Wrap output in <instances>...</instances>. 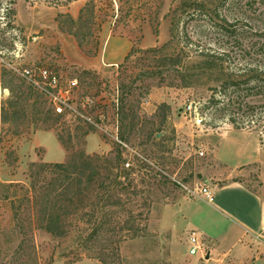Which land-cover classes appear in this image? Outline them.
I'll list each match as a JSON object with an SVG mask.
<instances>
[{
    "label": "rangeland",
    "instance_id": "rangeland-1",
    "mask_svg": "<svg viewBox=\"0 0 264 264\" xmlns=\"http://www.w3.org/2000/svg\"><path fill=\"white\" fill-rule=\"evenodd\" d=\"M191 2L17 1L16 45L0 51V264H102L101 255L109 264H194L208 260L215 246L237 255L241 217L253 232L249 248L261 258L257 264H264L260 206L238 187L212 185L239 181L264 198V121L259 120L264 99L255 89L248 92L256 107L238 111V126L225 110L209 104L211 87L230 75L240 79L237 59L254 50L264 15L256 19L251 13L254 29L242 30L238 21L235 40L210 20L214 0H203L205 6L197 10ZM86 5L83 19L72 26L68 14L78 19ZM109 34L128 37L132 49L117 66H98ZM224 50H233L231 66L217 67L211 55ZM28 66L52 67L65 79L76 78L73 104L92 122L79 120L80 115L57 116L14 71ZM88 97L93 107L83 109L81 101ZM117 128L128 147L115 140ZM80 151L100 158L98 178L108 177L109 167L113 174L119 170V151L130 164H124L128 188L115 190V204L101 207L95 198L96 209L101 207L95 216L85 214L90 205L76 211L63 235L39 228L25 200L16 202L21 204L16 217L11 199L24 191L9 183L29 187L31 171L40 170L34 163L78 162ZM222 154L229 163L219 161ZM236 161L246 163L234 168ZM40 171L41 177L48 175L50 167ZM202 186L214 193L213 204L188 191ZM6 194L11 198H3ZM193 228L202 237L195 255L188 241ZM114 247L121 260L108 257Z\"/></svg>",
    "mask_w": 264,
    "mask_h": 264
},
{
    "label": "trees",
    "instance_id": "trees-1",
    "mask_svg": "<svg viewBox=\"0 0 264 264\" xmlns=\"http://www.w3.org/2000/svg\"><path fill=\"white\" fill-rule=\"evenodd\" d=\"M17 1L0 0V51L3 49H14L16 45L17 11L15 4ZM56 1L59 2L60 0ZM73 1L76 0H65V3L68 4ZM214 1L215 6L209 13L210 20L217 27L228 32L225 34L235 40L238 38L235 34L237 33L240 21V29L244 30L246 27L248 30L254 29V25L251 24L254 17H252L251 13L255 14L256 19L264 15V0ZM191 3V6H194L195 10L205 6L203 0H192ZM88 7L86 5L81 8L78 19L68 14V20L72 26L78 24L83 19ZM236 9L239 11L238 15L234 13ZM64 15L63 13L59 14L60 21H62L61 17ZM260 30L261 33L258 34L257 39L251 44L254 50H244L237 59L242 70L240 79H233L230 75L221 80L220 83H217V85L211 87L212 95L209 99V104L216 108L217 111L225 110L235 126H238L236 114L239 110L253 109L254 111L256 107L248 97L249 91L255 89L254 94L264 99V27ZM232 51L224 50L217 55H211L215 58V66L218 67L220 65L224 67L225 64L231 66ZM261 108L259 113L261 118L259 120L264 121V103ZM54 113L56 112L54 111ZM56 115L62 116L57 113ZM122 138L125 139L123 134ZM77 157L78 162L72 158L67 162L34 163L33 165H38L40 170L50 167V171L48 175H42V177L40 170L31 171L29 187L18 185V183H9L10 187H20L24 191L22 195L13 194L14 197L11 199L16 217L20 215L18 210L21 206V204L15 206L16 202L20 201L23 203L25 200L29 204V207L32 208L34 222L39 228L51 234L63 235L69 230L67 223L76 211L83 212L90 205L91 209L85 211V214L94 217L101 207L115 204L112 203L115 190L120 189V191H125L128 188V183L123 178H127L130 171L124 169L126 160L123 158L122 153L119 151L116 155L115 167H119V170L113 174L111 167H109V175L103 179L97 176L100 168L99 157L87 155L84 151H80ZM3 198L10 199L11 197L9 194H6ZM95 198L98 199V204L102 202L101 207H98V209H96ZM86 200L88 201L86 202ZM89 201H91L90 204L88 203ZM97 229L98 227L93 230L90 238L95 236ZM138 234V230L134 232V236ZM107 254H109L108 257L121 260L118 247H114ZM105 256L106 258L104 255H101L100 260L102 264H109L107 255Z\"/></svg>",
    "mask_w": 264,
    "mask_h": 264
},
{
    "label": "built area",
    "instance_id": "built-area-1",
    "mask_svg": "<svg viewBox=\"0 0 264 264\" xmlns=\"http://www.w3.org/2000/svg\"><path fill=\"white\" fill-rule=\"evenodd\" d=\"M14 71L25 79L35 90L41 93L50 102L57 114L67 115L69 118H76L80 115L81 117L79 119L84 122H92L90 116L82 113V109L79 110V108L73 104L74 92L78 88V80L76 78L65 79L60 71L48 66H28L21 69L15 67ZM93 104L94 100L88 97L83 98L80 105L83 109H87L92 108ZM118 130L119 128L116 129L115 140H117L121 148L128 147V145L118 137ZM200 154L204 155V152L201 151ZM125 166L129 167L130 164L125 162ZM188 191L192 194H197L198 192L209 202H213L214 200V194L208 187L188 188ZM188 241L189 253L191 255L198 254L202 250V240L197 230L193 229L191 231Z\"/></svg>",
    "mask_w": 264,
    "mask_h": 264
},
{
    "label": "crops",
    "instance_id": "crops-1",
    "mask_svg": "<svg viewBox=\"0 0 264 264\" xmlns=\"http://www.w3.org/2000/svg\"><path fill=\"white\" fill-rule=\"evenodd\" d=\"M73 8H76V7H73ZM132 45H133L132 41L124 35L109 34V36L106 38V42H105L103 50L98 54V61H97L98 64H96V65H98V66H117L119 63L123 62L125 60V58L128 56V54L130 53V51L132 49ZM221 156H222L221 159L219 158L220 162L229 163L228 159L223 154ZM57 161H60V160H57ZM244 163H246V162L236 161L234 168H236V167H238ZM212 185H214L215 187H218L220 189H225V188H229V187H231V188L232 187H238V189L240 191H244V193L246 194L247 197L250 196L252 201L256 200L257 204L260 206V214H261L260 226L262 228L263 223H264V198L262 195L259 196L261 194L260 190L258 191L256 189H252V188L248 187L247 185H245L244 183L239 182V181H234V180H231V181L228 180V181H224V182L222 181V183L212 182ZM208 188L210 190V187H208ZM201 197H202L203 201L207 202L208 204H213V202L215 200V195H214L213 202L207 201L203 195ZM242 207H244V206H242ZM223 211L224 210L220 209V212H223ZM225 214L229 217V219L235 218L234 216H232V214L231 215L227 214V213H225ZM240 219H243L242 223L244 225H241L243 227V229H241V232H240L241 236L239 238V241H242V240L243 241H242V245L239 247V252L237 253V255H234V251L232 249H228L225 252H220L217 249V247L215 246L214 247L215 249L213 248L210 250L208 260L204 259V261H201L199 259V261H196V263H194V264H257L258 262H262L261 258L256 257L255 253L249 248V243L252 242V240H253V232H251L248 229L249 224H248V221L246 220L247 218L241 217ZM250 233H252V234H250ZM200 235H201V233H200ZM254 236H255V234H254ZM200 238H202V237L200 236ZM227 255H229V257L225 258V256H227ZM202 257H203V255H202ZM230 258H235V259L232 262V261H230ZM254 258H256V259H254ZM75 264H77V263H75Z\"/></svg>",
    "mask_w": 264,
    "mask_h": 264
},
{
    "label": "water",
    "instance_id": "water-1",
    "mask_svg": "<svg viewBox=\"0 0 264 264\" xmlns=\"http://www.w3.org/2000/svg\"><path fill=\"white\" fill-rule=\"evenodd\" d=\"M207 258H209V255H207Z\"/></svg>",
    "mask_w": 264,
    "mask_h": 264
}]
</instances>
